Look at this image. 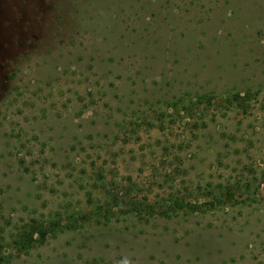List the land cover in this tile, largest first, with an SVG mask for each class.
Wrapping results in <instances>:
<instances>
[{
    "label": "rangeland",
    "instance_id": "obj_1",
    "mask_svg": "<svg viewBox=\"0 0 264 264\" xmlns=\"http://www.w3.org/2000/svg\"><path fill=\"white\" fill-rule=\"evenodd\" d=\"M125 260L264 264V0H0V264Z\"/></svg>",
    "mask_w": 264,
    "mask_h": 264
},
{
    "label": "trees",
    "instance_id": "obj_2",
    "mask_svg": "<svg viewBox=\"0 0 264 264\" xmlns=\"http://www.w3.org/2000/svg\"><path fill=\"white\" fill-rule=\"evenodd\" d=\"M252 96L251 92H245L243 93V95L238 94V93H233L231 95L228 96V98L231 100H234L235 102L240 101V100H249L250 97Z\"/></svg>",
    "mask_w": 264,
    "mask_h": 264
},
{
    "label": "clouds",
    "instance_id": "obj_3",
    "mask_svg": "<svg viewBox=\"0 0 264 264\" xmlns=\"http://www.w3.org/2000/svg\"><path fill=\"white\" fill-rule=\"evenodd\" d=\"M123 264H128L127 260H125V261L123 262Z\"/></svg>",
    "mask_w": 264,
    "mask_h": 264
}]
</instances>
